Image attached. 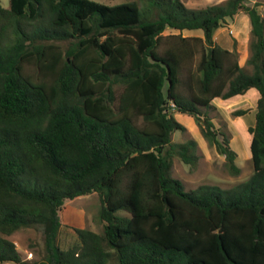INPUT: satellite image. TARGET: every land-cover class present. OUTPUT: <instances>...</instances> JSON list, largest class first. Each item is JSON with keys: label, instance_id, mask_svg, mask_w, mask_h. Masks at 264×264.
Wrapping results in <instances>:
<instances>
[{"label": "trees", "instance_id": "1", "mask_svg": "<svg viewBox=\"0 0 264 264\" xmlns=\"http://www.w3.org/2000/svg\"><path fill=\"white\" fill-rule=\"evenodd\" d=\"M257 6L248 0L200 8L180 0L0 6V263L264 264V18ZM238 13L250 26L249 72L213 40L214 30ZM165 28L177 33L163 34ZM187 30L202 35L183 36ZM252 88L250 175L229 188L185 190L170 174L171 158L194 167L195 142H171L183 130L171 110L192 116L237 174L228 137L206 110L215 98ZM90 193L98 198L101 233L74 228L78 243L61 249L64 201ZM30 227L43 236V253L31 261L9 239Z\"/></svg>", "mask_w": 264, "mask_h": 264}, {"label": "rangeland", "instance_id": "2", "mask_svg": "<svg viewBox=\"0 0 264 264\" xmlns=\"http://www.w3.org/2000/svg\"><path fill=\"white\" fill-rule=\"evenodd\" d=\"M93 1L103 4H115L129 0ZM180 1L187 8H200L212 2H222L224 0ZM254 1L258 3L257 10L264 18V0ZM0 6L7 8L8 0H0ZM233 18H227L221 23L219 28L214 30L213 40L218 46H227L230 51H234L237 62L241 63L244 70L249 72L251 68L245 64L249 54V30L246 29L244 31V36L236 34V23ZM187 31H182L181 34L183 36L202 35L200 30ZM171 33L176 34L177 31L170 28H165L163 31V34ZM59 44L63 49L67 47V42L62 41ZM242 58L244 59L243 61ZM26 70L33 72L36 76L34 67L29 66ZM256 98L257 93L252 88L241 95L226 99L215 98L211 101L213 108L206 110V116L210 118L214 128L225 133L228 137V145L235 153V165L238 168L237 174L231 173L224 164L223 156L214 147L208 145L192 116L171 110L173 118L183 127V130H175L172 133L171 142L185 143L189 139L195 142V146L190 148L191 152L196 156L194 167L191 168L188 164L182 163L176 156L171 158L170 174L181 181L185 190L194 189L199 185H214L221 189L229 188L244 181L250 175L251 163L248 149L250 134L247 132V127L253 125L254 122ZM241 109H247V111L240 116L233 114L234 111ZM98 208L99 202L95 193L64 201L58 214L61 223L58 244L61 249H67L78 243L74 228L90 229L96 233H101L102 227L97 217ZM9 239L14 243L16 250L25 260H36L43 253V236L39 227L20 229L13 232ZM0 264L15 263L5 261Z\"/></svg>", "mask_w": 264, "mask_h": 264}, {"label": "crops", "instance_id": "3", "mask_svg": "<svg viewBox=\"0 0 264 264\" xmlns=\"http://www.w3.org/2000/svg\"><path fill=\"white\" fill-rule=\"evenodd\" d=\"M249 1V0H248ZM251 2V3H250ZM249 3L253 4L254 0H251ZM257 3V2H256ZM233 21H235L236 23V27H235V33L241 36H244L246 29L249 30L250 26H249V21H248V17L246 14L244 13H238L236 15V17L233 18ZM188 32V31H187ZM249 32V31H248ZM222 47V46H221ZM222 48L229 50V48L227 46H223ZM230 51V50H229ZM244 59L242 58V61ZM240 66H243L241 63H238Z\"/></svg>", "mask_w": 264, "mask_h": 264}, {"label": "built area", "instance_id": "4", "mask_svg": "<svg viewBox=\"0 0 264 264\" xmlns=\"http://www.w3.org/2000/svg\"><path fill=\"white\" fill-rule=\"evenodd\" d=\"M170 106L173 107L172 104H170Z\"/></svg>", "mask_w": 264, "mask_h": 264}]
</instances>
